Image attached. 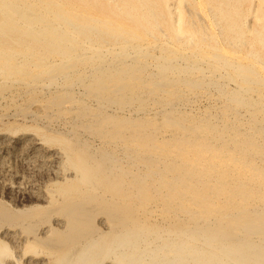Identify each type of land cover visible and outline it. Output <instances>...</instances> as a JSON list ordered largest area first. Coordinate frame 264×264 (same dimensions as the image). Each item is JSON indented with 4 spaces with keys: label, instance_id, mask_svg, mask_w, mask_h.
<instances>
[{
    "label": "bare ground",
    "instance_id": "1",
    "mask_svg": "<svg viewBox=\"0 0 264 264\" xmlns=\"http://www.w3.org/2000/svg\"><path fill=\"white\" fill-rule=\"evenodd\" d=\"M2 175L0 264H264V0H0Z\"/></svg>",
    "mask_w": 264,
    "mask_h": 264
},
{
    "label": "rangeland",
    "instance_id": "2",
    "mask_svg": "<svg viewBox=\"0 0 264 264\" xmlns=\"http://www.w3.org/2000/svg\"><path fill=\"white\" fill-rule=\"evenodd\" d=\"M19 167H21V168H19ZM18 168V169H17ZM22 170V172H20L21 170ZM15 170L18 172V174H20V175H24V176H28V177H30V173L28 172L29 170H27V168H25V167H23L22 165H18V166H16L15 167ZM26 170V171H25ZM3 174V173H2ZM1 178H0V180H2L3 179V175L2 176H0ZM6 178H9L8 176H5Z\"/></svg>",
    "mask_w": 264,
    "mask_h": 264
}]
</instances>
